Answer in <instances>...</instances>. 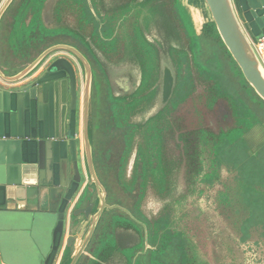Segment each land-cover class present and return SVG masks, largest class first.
<instances>
[{
	"label": "water",
	"instance_id": "obj_1",
	"mask_svg": "<svg viewBox=\"0 0 264 264\" xmlns=\"http://www.w3.org/2000/svg\"><path fill=\"white\" fill-rule=\"evenodd\" d=\"M110 1L97 0L95 2L97 14L92 1L87 0L92 18L97 19V16L101 19L110 18L111 11L104 5V2ZM134 1L140 3L143 0ZM202 1L209 14L210 22L213 23L222 45L237 66L242 78L255 95L264 102V68L251 44V40L259 37L264 29V0ZM60 2L63 5L62 0H2L0 3V25L4 15L10 13L4 39L10 47L11 57L13 56L14 60L22 64L11 74H5L0 69V208L5 206L6 196L10 194L11 189L14 190L13 194L18 207L21 201L24 204L26 202L36 204L40 209L37 213L54 220L49 252L42 264H56L59 255L61 256L58 264H79L85 249L94 241L92 239L101 217L117 208L106 203L105 189L96 172L92 96L97 86L94 84L92 67L85 54L92 58V62L103 75L106 94L100 101L102 108L100 113L106 114L107 121L112 122L113 126L115 113L116 123L120 124L116 125V128L106 129L107 133L114 130L120 131L123 129V124L132 130L129 135H125L124 131L120 135L123 147L118 159L120 171L118 170L117 176L119 177L120 173L126 175L130 171L129 186L132 188L133 184H137L139 190H142V195L143 189L146 190L148 185L158 190L159 186L154 185L148 176L152 174L150 170L158 171L157 164L162 158L157 151L154 152L153 148L145 146L144 138L148 119L158 113L146 119L144 114L146 109L144 112L137 109L131 112L132 109L128 106L131 104V96L140 86L141 81V70L132 58L133 54L123 51L132 45L128 39L131 37L132 20L128 19L126 26L108 25L107 36H103L104 45H100L99 48L92 25H85L84 33L78 32L79 17L69 12L67 7L63 6L59 10ZM50 3L52 4L50 10L52 22L45 25L43 12ZM177 4L178 14L183 23L178 20L176 39L158 18L148 28H143V24H140L145 30L143 32L146 41L153 44L158 52V89L161 106L159 110L161 111L169 104L177 78L179 79L169 56L170 47L183 48L187 53L186 57L188 55L192 58L196 57L195 52L189 51V39L184 46L183 41L186 39L183 37L181 25L191 32V36L199 37V32L194 28L193 20L187 12L190 7L197 9L193 1L177 0ZM76 13L79 15V7L76 8ZM203 25L204 23L202 25L200 23V26ZM155 35H160L161 40ZM58 37L71 38L73 42L62 43ZM110 44L113 50L116 49L115 52L110 51L107 46ZM45 45L49 46L42 49ZM58 51L68 53L72 61L54 57ZM111 57H117L116 62H111ZM73 62L77 64V68L73 67ZM194 64L197 67L195 60ZM107 67L113 70L110 72L111 76ZM128 68L137 73L135 83L132 76L128 74ZM79 70L81 82L77 78ZM196 72L199 73L200 70L196 69ZM20 82L21 84H16ZM101 89L98 88V91L100 92ZM131 89L129 94L125 93ZM37 93L42 95L37 96ZM80 93L82 100L79 112ZM63 94L66 96L65 103ZM25 95L31 97L32 105L35 104L36 118L38 107L41 108L40 99L43 96L46 100L45 104L49 105L48 120L29 122L20 126L15 123L9 114L15 109L22 108ZM154 105L156 106L155 103ZM64 107L65 115L63 116ZM79 117L82 128L81 159L80 149L75 139ZM101 119L98 121L99 124ZM109 139L114 138L109 136ZM111 143H103L106 146L104 150L106 157L115 150V145L112 147ZM108 158L112 159L110 156ZM139 164L140 166H137ZM134 166H137L136 169L133 168ZM160 166L165 168V164ZM133 171L134 174H132ZM85 178L87 183L82 188L80 184ZM125 212L129 218L125 216V220L124 217L121 218V215H115L112 217L114 220L112 225L116 228L119 225H128L127 229H130V225L137 232L139 228L133 224L136 223L135 220L130 219V214ZM141 217L146 220L142 214ZM115 219L118 220L115 221ZM143 230L146 231L144 225ZM101 239L93 245L90 250L91 257H87L86 264H112L113 262L130 264L132 253L141 246L142 241L148 245V234H144V231L143 235L138 237L136 245L133 244L127 248L119 247L118 242L111 236ZM112 241L115 245L111 244ZM70 248L73 249L72 254H69ZM61 251L62 254H60ZM135 262L136 260L133 264ZM0 264H2L1 258Z\"/></svg>",
	"mask_w": 264,
	"mask_h": 264
},
{
	"label": "trees",
	"instance_id": "obj_2",
	"mask_svg": "<svg viewBox=\"0 0 264 264\" xmlns=\"http://www.w3.org/2000/svg\"><path fill=\"white\" fill-rule=\"evenodd\" d=\"M62 1L63 5L60 2L59 10L63 6L67 7L69 12L79 17L78 32L84 33L85 25H92L99 48L100 45H104L103 36H107L108 25L126 26L128 19L132 20L130 23L131 37L128 38L132 45L123 51L132 53L134 56L132 58L140 67V86L130 100L137 106L135 109L144 112L146 105L153 104L155 91L159 84V67L158 52L153 44L146 41L143 28H148L158 18L176 39L178 20L183 23L178 14L177 0H143L140 3L134 0H111L104 2L105 7L111 11V17L107 19H101L98 16L97 19L92 18L87 0ZM91 1L97 12L95 4L97 0ZM77 7H79V15L76 13ZM141 19L142 23H140ZM140 24H143V28ZM181 27L183 37L186 41L189 39V51L198 52L199 37L191 36V32L184 25ZM203 36L219 41L223 47L213 23L203 25ZM80 42L83 43V40L80 39ZM107 46L110 51H116V49L113 50L111 44ZM224 50L227 53L225 48ZM186 54L183 48L170 47L169 56L179 79L177 78L169 104L157 115L148 119L145 128V146L153 148L155 153L157 151L163 160L174 161L164 168L160 166L164 165L161 159L157 164L158 171L150 170L152 174L148 178L150 177L154 185L159 186L155 191L161 197L164 212L154 221L145 220V222H148L151 234H154L157 228L161 238L169 240L176 255V264H207L198 260L195 248L188 236L178 227H173L171 215L168 210L165 211V208L171 209L175 202H166L164 206L163 199L170 198L173 193L174 173H176L177 207L186 199L187 194L183 195L182 192L187 193L191 190L195 193L197 185L213 188L221 181V171L224 170L228 177L226 184L222 185V191L218 192L215 197L218 208L232 221L240 243H247L254 235L264 240V102L255 95L243 78V84L239 90L245 98L239 95L216 69L210 70V67L206 68L199 64L196 57L194 60L200 72L197 73L196 80H193L186 66ZM227 55L229 56L228 53ZM229 58L232 61L230 56ZM217 64L216 62L215 67ZM183 66L187 68L184 75H182ZM202 73L206 74V79L210 81L209 86L205 87L209 106L213 107L219 99L227 102L234 123L227 130L215 132L204 125L187 131H182L180 128V121L177 117L178 107L194 96L197 80L205 84L201 77ZM188 79L189 83H187ZM175 121L176 126H171V123ZM252 130L257 131L258 137H261V142L256 147H253L248 140ZM168 141L175 142V149L172 153L168 147ZM203 167H206L205 170ZM151 238L152 235L148 234V240ZM155 251L161 252L157 248ZM151 259L150 263L153 264H167L154 263ZM134 264H138V260Z\"/></svg>",
	"mask_w": 264,
	"mask_h": 264
},
{
	"label": "rangeland",
	"instance_id": "obj_3",
	"mask_svg": "<svg viewBox=\"0 0 264 264\" xmlns=\"http://www.w3.org/2000/svg\"><path fill=\"white\" fill-rule=\"evenodd\" d=\"M187 12H189V16L193 20L194 28L199 32V51L196 52L197 62L204 65L206 68L210 67V70L212 68L216 69L226 81L228 80L227 82L231 84L232 88H235L236 92L244 97L243 93L239 90V87L243 84L241 73L235 63L232 62L233 60H230L223 48L224 46L222 47L217 40H211L203 36V26H200V23L201 25L203 23H210V17L205 5L201 3L199 11L190 7ZM155 37L161 40L160 35H155ZM58 40H61L62 43L68 42L69 44L73 42L71 38L66 37H58ZM183 43L185 46L187 44L186 40H184ZM85 55L92 67L94 84L98 88H102L98 93V96L97 92L93 90V96L101 100L106 94L104 92L105 83L103 75L92 62V58L87 54ZM110 60L111 62H116L117 57H111ZM216 62L218 63L217 67H215ZM186 66L191 72L193 80H196L198 73L196 72V69H198V67H195L194 58L190 55L187 56ZM107 69L111 76L110 72L113 70L109 67H107ZM127 70L128 74L133 78V83H135L137 73L132 72L133 69L130 68ZM186 70L187 68L183 66L182 75H184L183 73H185ZM202 74L201 77L205 84L197 80L194 96L187 99L178 107L177 117L180 121V128L182 131H187L197 129L204 125L215 132H218L219 130H227L234 124L227 102L226 100L219 99L213 107L209 106L205 87L207 88L209 86L210 81L206 79V74ZM188 78H190V76ZM189 82L190 80L188 79L187 83ZM128 106L132 109L130 110L131 112L137 107L134 102ZM101 110L102 108L99 103V113L96 116L98 120H94V124L98 125L93 128V143L95 147V165L96 168L99 169V173L97 174L103 179L104 185L107 187L105 195H107L109 199L106 203L108 205L115 203L122 208L127 209V212H129L128 214H130L131 217L130 219H137L144 224L146 228V231L143 230L144 234L152 235V238L147 240L148 245H145L142 241L141 246L132 253L130 264L135 260H138V264H153L150 263V258H152L151 261L154 263L176 264V255L169 240L161 238L157 228L155 233L151 234L150 228L147 225L148 222L154 221L162 212H164L161 197L157 195L154 191L155 189L150 185L147 186L146 190L143 189V195L142 190H139L137 184H133L132 188H130L129 185L131 178L129 176L131 172L128 171L129 166L126 175L120 173L119 177L117 176L118 170L120 171L118 159L123 147L120 135L123 131L125 132V135H129L132 130L131 128H126L123 124V129L120 131L114 130L111 133H107L106 129H111V127L116 128V125L120 124L116 123L115 113L114 126L112 125V122L107 121L106 114H103L101 119ZM124 118L125 120L127 119L125 115ZM100 119L101 122L99 124L98 121ZM171 126H176V121L171 123ZM115 132L117 134H115ZM115 135H119L120 137H114ZM109 136L114 139L110 140ZM250 140L251 142L258 141L251 138ZM104 142H112V147L115 145V150L112 151L111 155L108 154L107 157L105 156L106 153L104 150L106 146L103 145ZM133 147L134 146H132V148ZM168 147L172 153V150L175 149V142L168 141ZM99 149L100 151H98ZM176 150H178L177 147ZM109 156L112 159H109ZM173 162L174 161H168V159L163 161L166 168ZM123 166L125 168V164ZM137 166H140V164ZM137 166H134L133 168L136 169ZM205 168L206 167H203L204 170ZM132 174H134V171ZM227 177V173L221 171V181L216 183L213 188L197 185L195 193L191 190L187 193L182 192L183 195L187 194L186 199L181 205L176 207V173H174L172 179L173 193L170 198H164L163 200L164 206L166 202L175 203H173L171 209L165 208V211H169L173 227H178L180 231L188 236L195 248L198 260L207 264H264V240L254 235L247 243H240L232 221L221 209L218 208L215 202V197L218 192L222 191V185L226 184ZM98 179L100 180V178ZM86 183L87 178L84 179L82 188ZM180 189L181 188L179 187V190ZM141 214L148 222H145L141 217ZM115 215L120 216V213L117 211L108 212L101 217L95 230L94 238L92 239L94 241H92L93 243L85 249L84 254L79 260V264H86L87 257H91L90 250L101 238L105 239L107 236H111V238H114L116 242H118L119 247L121 248H127L133 244L136 245L138 237L143 235V231L137 229V232H135L130 225V229H127L128 225H119L117 228L114 227L112 225L114 222L112 217ZM121 216V218L125 217L123 215ZM117 220L118 219H115V221ZM53 224V219L40 213H32L23 217L21 214H11L6 216L3 212H0V253L3 260L10 261L11 264H41V261L35 262V260L38 256L39 250L42 251L45 248L44 253H47V247L50 244L49 241L51 242ZM21 242H23L24 245H22ZM111 244H114L113 241ZM156 248L160 249L161 252L157 253L155 251ZM72 253L73 249L70 248L69 254ZM112 264L115 263L113 262Z\"/></svg>",
	"mask_w": 264,
	"mask_h": 264
},
{
	"label": "crops",
	"instance_id": "obj_4",
	"mask_svg": "<svg viewBox=\"0 0 264 264\" xmlns=\"http://www.w3.org/2000/svg\"><path fill=\"white\" fill-rule=\"evenodd\" d=\"M193 1V4L195 5V7L197 8L196 10H200L201 8V3H203L202 0H192ZM2 2V0H0V3ZM197 3V4H196ZM199 4V5H198ZM51 6L52 4L50 3L45 9H44V14H43V23L45 25H47L48 23L52 22V15H51ZM9 18H10V13L8 12L7 14L4 15V20L2 22V24L0 25V69L5 73V74H11L13 72H15L19 67L20 65V62L14 60V58L11 57V50H10V47L8 46V44L6 43V40L4 39L5 36H6V29L8 27V24H9ZM262 33H264V29L262 30ZM254 40V39H253ZM47 46L49 45H45V46H42V49L43 48H47ZM54 57L56 58H66L67 60H70L72 61V58L68 55V53L66 52H63V51H58L54 54ZM75 61V60H73ZM19 64V65H18ZM73 67L74 68H77V64L75 62L72 63ZM77 78H78V81H82V78H81V71L79 70V72L77 73ZM17 85L21 84L20 83H16ZM79 91V89H78ZM42 94L41 93H37V96H41ZM80 95V102H79V112H80V109H81V100H82V95L81 93L79 94ZM42 99H40V104H41V108L38 107V116L36 118L35 116V104L32 105V99L31 97L29 96H23V101H22V108L19 110V109H15L14 112L10 113L9 115L13 117L15 123L17 125H26V123H33V122H36V121H44L48 118V111H47V107L49 106L48 104L46 105L45 104V99L43 98V96L41 97ZM49 101V100H47ZM66 101V96L65 94H63V102L65 103ZM96 101V103H95ZM95 101L93 100V121L94 120H97L98 118H96L97 115H95L96 113V110L97 108H99V104L97 102V100L95 99ZM49 103V102H48ZM65 115V107L63 108V116ZM66 119H68V115L66 114ZM48 120V119H47ZM80 117H79V121H78V124L76 126V136H75V139H76V143H78V147L80 149V159L82 158V143H81V134H82V128H81V125H80ZM94 127H96V124H94ZM96 129V128H95ZM24 180V181H23ZM22 181L25 182V179L22 178ZM14 190H10V194H8L6 196V204L4 207H1L0 208V212H3L4 215H15V214H21L23 217L24 216H28L32 213H37L38 211H40V209L37 207L36 204L34 203H29V202H26V204L23 203V201H21L20 203V206L18 207L17 206V202L15 200V197H14ZM1 201V200H0ZM15 234V233H14ZM11 235V234H9ZM67 237V235H66ZM65 237V238H66ZM22 245H24L23 242H21ZM50 243V241H49ZM49 246L50 244L48 245L47 247V253H44V250L45 248L41 251L39 250L38 252V256L36 257V261H41V264L43 263V260L44 258L46 257V255L48 254L49 252ZM41 248V247H40ZM62 254V251L61 253ZM60 256H58V260L56 261V264H58L59 262V259H60ZM0 258L2 260V264H11V262L9 261H4L3 258H2V255L0 253Z\"/></svg>",
	"mask_w": 264,
	"mask_h": 264
},
{
	"label": "flooded vegetation",
	"instance_id": "obj_5",
	"mask_svg": "<svg viewBox=\"0 0 264 264\" xmlns=\"http://www.w3.org/2000/svg\"><path fill=\"white\" fill-rule=\"evenodd\" d=\"M133 89V88H132ZM132 89L130 90V91H127V92H125L126 94H129L131 91H132ZM96 92H97V96H98V93H99V91H98V87H96ZM124 93V92H123ZM159 96H160V90L159 89H157L156 91H155V96H154V101H153V104L152 105H146L145 106V109H146V112L144 113L145 114V117H146V119H148L149 118V116L150 115H155V114H157V113H159L160 111H161V109L159 110V108L161 107L160 106V103H159ZM93 100L95 101V99L97 100V102H98V104L100 103V101L101 100H99V98H95L94 96H93ZM103 98V97H102ZM95 103H96V101H95ZM154 103L156 104V106L154 105ZM99 108H97V110H96V113H95V115H98V113H99ZM149 110H151V112L149 111ZM101 114V116H102V113H100ZM97 125V124H96ZM117 129H119V128H117ZM115 134H117L116 132H115ZM115 136H117V135H115ZM259 136V133H257V131H254V130H252V132H251V134H250V136L248 137V140H249V142H250V144L253 146V147H256L260 142H261V137H258ZM250 138L251 139H253V140H258L257 142H251V140H250ZM222 171H224V170H222ZM96 172L97 173H99V169L98 168H96ZM98 175V174H97ZM100 175H101V173H100ZM98 178H100V182L102 183V185L104 186V189H105V192H107V187L104 185V181H103V179L101 178V177H99L98 176ZM82 183H83V181L81 182V184H80V187H81V185H82ZM84 192V191H83ZM95 195V194H94ZM94 195H93V197H94ZM108 197H107V195H106V201H108ZM110 206H116L117 208H114L113 209V211H117V212H119L120 213V215H123V216H126V217H128L129 218V216L127 215V214H125L126 212L125 211H128L127 209H125V208H122L121 206H119L118 204H115V203H113V204H111ZM129 213V212H128ZM126 217H124V219L126 220ZM130 221V220H129ZM135 222L136 223H133V224H135L141 231H143V223L142 222H139L137 219L135 220Z\"/></svg>",
	"mask_w": 264,
	"mask_h": 264
},
{
	"label": "built area",
	"instance_id": "obj_6",
	"mask_svg": "<svg viewBox=\"0 0 264 264\" xmlns=\"http://www.w3.org/2000/svg\"><path fill=\"white\" fill-rule=\"evenodd\" d=\"M251 44L255 50V53L264 68V33L254 40H251Z\"/></svg>",
	"mask_w": 264,
	"mask_h": 264
},
{
	"label": "bare ground",
	"instance_id": "obj_7",
	"mask_svg": "<svg viewBox=\"0 0 264 264\" xmlns=\"http://www.w3.org/2000/svg\"><path fill=\"white\" fill-rule=\"evenodd\" d=\"M168 74H166V76H167Z\"/></svg>",
	"mask_w": 264,
	"mask_h": 264
}]
</instances>
